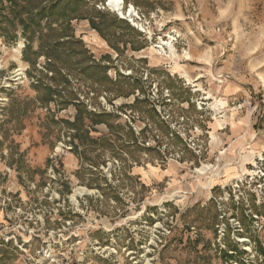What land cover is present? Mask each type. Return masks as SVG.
Returning a JSON list of instances; mask_svg holds the SVG:
<instances>
[{"label":"rangeland","instance_id":"374dc122","mask_svg":"<svg viewBox=\"0 0 264 264\" xmlns=\"http://www.w3.org/2000/svg\"><path fill=\"white\" fill-rule=\"evenodd\" d=\"M122 13L0 0V264H264V0Z\"/></svg>","mask_w":264,"mask_h":264},{"label":"bare ground","instance_id":"6f19581e","mask_svg":"<svg viewBox=\"0 0 264 264\" xmlns=\"http://www.w3.org/2000/svg\"><path fill=\"white\" fill-rule=\"evenodd\" d=\"M108 1V5L110 6V7H112V8H114L115 10H117V11H119L121 14H123L122 13V8H123V0H107ZM132 14H135V10H134V7L130 4L129 5V10H128V15L129 16H131ZM163 46H167L168 47V49H169V51H170V54L169 55H167L168 56V58H175L176 57V53H175V50H174V45H172V43L170 42V41H165V40H163V39H161L160 40V43L158 44V45H156V46H154V47H157V48H159V49H161V48H163ZM152 49H153V47H152ZM156 51V53H159V51H158V49L157 50H155ZM189 57V56H188ZM183 75V77H185V79L188 81V82H194L195 80H191L190 79V77L187 75V74H185V73H182ZM196 79V78H195ZM192 82V83H193ZM194 84V83H193ZM223 103L221 102V105H222ZM214 107V106H213ZM217 107V106H216ZM216 107H214V108H216ZM221 107V106H220ZM242 171H243V173H246L248 170L244 167V166H242ZM202 169H200V171H201ZM241 171V170H240ZM81 192H78L77 190H75L74 191V193L71 195V198L72 199H74V196L75 195H77V194H80Z\"/></svg>","mask_w":264,"mask_h":264},{"label":"trees","instance_id":"16d2710c","mask_svg":"<svg viewBox=\"0 0 264 264\" xmlns=\"http://www.w3.org/2000/svg\"><path fill=\"white\" fill-rule=\"evenodd\" d=\"M12 3H13V1H12ZM51 7H54V6L52 5ZM31 9H32V10H28V11H26V13H27L28 16L32 14V17H33L34 15H35V16H38L39 13H42L43 10H44L45 8H41V9L37 10V7H32ZM33 10H34V11H33ZM33 12H34V13H33ZM32 17H30V19H31ZM34 19H35V18H34ZM21 22H22V20H21ZM22 25H23V29H25L26 26H25V24H24L23 22H22ZM47 56H48V55H47Z\"/></svg>","mask_w":264,"mask_h":264}]
</instances>
